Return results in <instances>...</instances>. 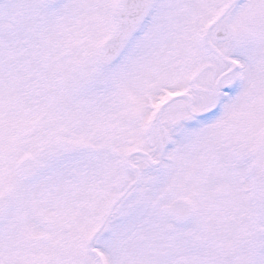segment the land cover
<instances>
[{"label": "snow or ice", "instance_id": "6c2138e0", "mask_svg": "<svg viewBox=\"0 0 264 264\" xmlns=\"http://www.w3.org/2000/svg\"><path fill=\"white\" fill-rule=\"evenodd\" d=\"M0 264H264V0H0Z\"/></svg>", "mask_w": 264, "mask_h": 264}]
</instances>
